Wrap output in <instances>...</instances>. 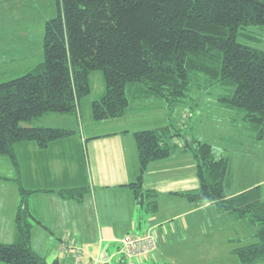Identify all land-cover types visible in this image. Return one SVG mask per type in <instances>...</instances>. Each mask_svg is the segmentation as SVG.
Segmentation results:
<instances>
[{"label":"trees","instance_id":"1","mask_svg":"<svg viewBox=\"0 0 264 264\" xmlns=\"http://www.w3.org/2000/svg\"><path fill=\"white\" fill-rule=\"evenodd\" d=\"M57 14L44 24L43 60L23 74L0 80V155L19 172L16 146L47 149L73 131L29 125L47 113L79 117L90 93V74L102 73L104 90L90 103L94 121L124 117L155 96L168 111L164 127L135 132L139 173L128 185L139 206L157 210L154 191L142 188L148 165L168 158L180 134L172 123L189 94L224 89L217 101L234 124L261 142L264 138V51L238 42L249 27H264V0H56ZM193 102V100H191ZM192 107H195L193 104ZM192 112V109H191ZM190 116V114L188 115ZM196 163L199 187L174 193L190 203H207L255 229L234 248L239 264H264V184L228 196V159H215L212 146L185 140ZM19 202L16 240L0 243V264L48 263L32 247L34 217L28 200L36 192L15 180ZM87 188L57 194L81 202Z\"/></svg>","mask_w":264,"mask_h":264},{"label":"crops","instance_id":"2","mask_svg":"<svg viewBox=\"0 0 264 264\" xmlns=\"http://www.w3.org/2000/svg\"><path fill=\"white\" fill-rule=\"evenodd\" d=\"M9 54L13 55L10 51ZM17 56H23V54L19 53ZM158 102L153 105L148 102L142 108L136 107V110L128 112L122 118L105 120V122L120 120L123 123L121 126H115L118 128L102 134H84V126L82 129L84 133L74 128H65L72 130L73 134L56 141L47 149H40L35 143L17 145L15 151L20 163L19 172L14 169L7 157L5 158L8 165L0 157V165L3 167V172L0 174V243H13L16 240L14 217L19 193L15 180L18 178L22 186L36 191L28 200L29 210L35 219L31 242L35 252L46 260L47 254L58 251L54 252L57 247L60 248L63 238H67L81 249L83 253L81 264H86L93 258L94 245H107L108 248L118 249L125 235L140 231L154 236L155 248L148 256L136 259L134 264H172L167 253L171 249L168 236L188 230L189 223L186 218L196 216L197 230L204 237H209V234L204 231L205 215L201 214L202 212H215L211 213L212 226L215 230L222 226L233 227L234 224H244L241 223L243 221L219 212L210 204L190 203L174 195V193L194 191L200 184L196 173V163L191 154L185 151V141L182 143L178 139L173 140V143L177 145L173 153L166 159L151 162L143 175L142 188L156 193L157 210L152 213L138 205L132 191L128 188L129 184L136 181L139 173L138 152L133 134L158 129L168 123L146 129L138 128L136 124L133 127L127 120H130L129 114L137 118L148 112L147 119H150V114L157 108H160L162 117H167L166 107L160 101ZM188 117L181 113L179 116L181 123L184 124ZM79 119L82 120V113ZM29 126L44 127L32 125V123ZM251 139L253 140L252 135ZM198 140L204 141L200 138ZM212 152L215 159L225 157L229 161L224 184V192L228 196L263 185V182L257 184L250 182L246 186H241L238 180L240 172L234 171L237 165L234 155L227 154L226 150H223L218 151L216 156L213 148ZM61 159L75 160V163L79 159L84 173L80 183L74 180L77 164L66 167L60 162ZM85 165L87 170L84 168ZM233 177H235V184L230 186ZM239 178L243 181L248 177L242 175ZM75 187L88 189L81 202L63 200L57 194L60 190ZM170 221L180 222L179 227L173 228L175 224H171L168 230L163 232V225H167ZM253 233L247 236L238 234L233 237L228 236L226 242L243 245L251 239ZM202 244H208V242ZM233 249L230 248V251ZM61 254V257L55 259L59 264L62 262L77 264L71 252H61Z\"/></svg>","mask_w":264,"mask_h":264},{"label":"rangeland","instance_id":"3","mask_svg":"<svg viewBox=\"0 0 264 264\" xmlns=\"http://www.w3.org/2000/svg\"><path fill=\"white\" fill-rule=\"evenodd\" d=\"M56 14V0H0V80L6 81L19 76L42 62L44 24L47 20L54 18ZM243 33L249 35V38L239 37L238 42L264 51V27H249ZM9 51L12 52V56ZM19 53L23 54V56H17ZM25 57L26 59H24ZM21 59L24 60L21 61ZM89 79L91 93L82 102V120L72 114L47 113L34 121L32 125L74 128L80 133H84L82 130L84 126V134H102L108 130L118 128L115 126H121L123 121L120 120L118 122H105V120L94 121L90 119L89 105L101 96L104 90V82L100 71L92 72ZM224 93V89L220 87L190 92L189 96L193 102L187 99L184 106L176 109L172 118L173 125L180 130L181 134L177 139L182 143L191 138L203 139L211 144L216 156H218V151L226 150L227 154L234 155L237 164L234 171L240 172L238 180L241 186H246L250 182L252 184L263 182L264 184V138L262 142H256L251 139L249 133L241 129V125L234 124L232 113L225 110L217 101ZM147 101L153 105L155 102L156 104L159 103L158 101L160 100L153 96ZM193 104H195V107H192ZM159 109L157 108L156 111L150 114V119H147L148 112L137 118L131 117L129 114L128 119L130 120L127 121H130V125L133 127L136 124L139 126L138 128L146 129H153L163 124L166 125L168 123L167 117H162ZM181 113L187 116L191 114L184 124L181 123V118H179ZM23 126H29V124L23 123ZM0 157L8 165L6 156ZM60 162L69 167L74 166L75 160L61 159ZM75 165L78 174L75 173L76 178L74 180L80 183L84 173L79 164V159ZM84 168L86 169V165ZM1 172H3V167L0 165V174ZM242 175H246L248 178L242 181L239 178ZM57 180L59 181V178ZM234 181L235 177H233L230 186L235 184ZM211 213L215 212L211 211ZM211 213H201L205 215L204 231L209 234V237H204L197 230L195 215L186 218L189 223L188 230L168 236L171 249L167 253L170 260H172V264H239L237 257L231 253L230 248L241 245L227 243L226 239L228 236L233 237L237 234L239 236H247L249 233L254 232L255 229L241 222L244 224H238L239 227L234 224L233 227L222 226L215 230L212 226L211 218L213 217ZM171 224H175L172 227L176 226L177 228L180 222H168L167 225H163V232L168 230ZM135 233L143 234L140 231ZM204 242H208V244L203 245L202 243ZM93 247V259H101L103 253H106L107 257H109L117 250L100 244ZM54 252L57 254L46 255L48 263H52L62 255L59 247ZM124 262L126 263V260ZM89 263L90 260L86 262V264ZM113 263L116 264L115 262Z\"/></svg>","mask_w":264,"mask_h":264},{"label":"built area","instance_id":"4","mask_svg":"<svg viewBox=\"0 0 264 264\" xmlns=\"http://www.w3.org/2000/svg\"><path fill=\"white\" fill-rule=\"evenodd\" d=\"M154 248L155 238L151 233L140 235L129 233L124 236L121 245L114 254L107 257L106 253H103L101 259L91 258L89 264H114L113 262L116 264H134L136 259L148 256ZM60 250L64 253L71 252L75 256L77 264H81L83 258L81 249L68 241L67 238L62 239Z\"/></svg>","mask_w":264,"mask_h":264}]
</instances>
